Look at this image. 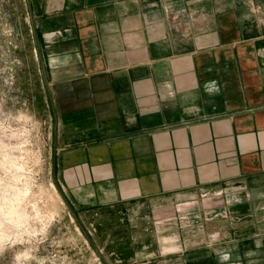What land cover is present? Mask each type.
Segmentation results:
<instances>
[{"label":"crops","instance_id":"obj_1","mask_svg":"<svg viewBox=\"0 0 264 264\" xmlns=\"http://www.w3.org/2000/svg\"><path fill=\"white\" fill-rule=\"evenodd\" d=\"M57 182L107 264H264V0H24Z\"/></svg>","mask_w":264,"mask_h":264},{"label":"rangeland","instance_id":"obj_2","mask_svg":"<svg viewBox=\"0 0 264 264\" xmlns=\"http://www.w3.org/2000/svg\"><path fill=\"white\" fill-rule=\"evenodd\" d=\"M29 29L24 0H0V264H102L53 183Z\"/></svg>","mask_w":264,"mask_h":264},{"label":"water","instance_id":"obj_3","mask_svg":"<svg viewBox=\"0 0 264 264\" xmlns=\"http://www.w3.org/2000/svg\"><path fill=\"white\" fill-rule=\"evenodd\" d=\"M53 175H52V178H53V183L55 184L60 196L62 197L63 201L65 202L66 206L68 207L70 213L72 214V216L74 217V219L76 220L77 224L79 225V227L81 228V230L86 234L83 226L81 225L80 223V220L78 219L74 209L72 208L71 204L69 203L68 199L66 198L65 194L63 193V191L61 190L58 182H57V179H56V175H55V172H54V161H53ZM87 236V235H86ZM88 237V236H87ZM88 240L90 242V245L92 246L94 252L97 254L98 258L100 259L101 263L102 264H107L105 259L103 258V256L100 254V252L98 251V249L94 246V244L92 243L91 239L88 237Z\"/></svg>","mask_w":264,"mask_h":264}]
</instances>
